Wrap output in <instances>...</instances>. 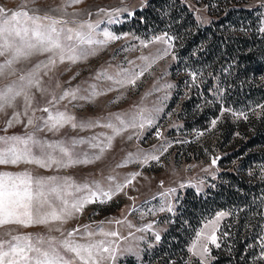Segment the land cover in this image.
<instances>
[{"label": "rangeland", "instance_id": "rangeland-1", "mask_svg": "<svg viewBox=\"0 0 264 264\" xmlns=\"http://www.w3.org/2000/svg\"><path fill=\"white\" fill-rule=\"evenodd\" d=\"M149 1L0 0V8L9 16L26 11L29 16L40 17L45 29L52 20L57 21L62 43L74 48L78 57L75 62L67 57L61 62L56 56L52 65L49 64L52 53L34 50L0 75V91L8 86L19 88L21 76L31 74L39 81L38 87L24 89L29 101L21 95L11 107L5 106L0 111V138L32 137L35 142L29 141L28 145L32 156L60 161L48 167L23 162L0 165V174L16 176L27 172L33 180L50 181L45 188L48 203L59 212L64 207L63 197L72 212L62 221L48 224L0 226V242H14L13 237L27 236L42 250L54 248L71 264L83 262L62 246L65 239L81 245L111 242L116 248L115 259H104L101 264H201L193 251L199 252L200 245L215 231L220 247L208 243L210 255L204 260V264H212L217 255L214 252L218 250L233 254L225 246L229 245L234 225L240 220L237 208L225 201L215 202L216 206L224 204L219 209H215L212 201L206 210L182 213L180 207L185 197L194 203L211 196L210 189L226 184L228 174L240 173L249 187L258 191V196L254 194L251 198L255 202L254 210L248 208L249 217L242 231L248 238L242 261L264 264V259L259 258L260 238L264 236V157L250 158L253 153L250 147L237 155L248 140L252 124L261 117L264 105L249 114L236 115L223 106L213 116V109L223 99L221 80L214 77L212 82L208 81L210 72L175 68L174 37L165 30L148 35L135 21L137 12ZM179 1L202 27L216 21L222 12L216 9L218 0ZM235 4L254 14L264 31V0H232L231 5ZM89 24L93 28L89 29ZM69 29L73 31L70 33ZM76 32L99 43L81 42ZM105 32L118 39L104 43ZM243 33V29L236 31L238 35ZM69 35L73 36L72 40L67 39ZM159 37L168 42L158 40ZM8 59L11 56H0V65ZM141 72L143 75H139ZM133 75L139 76L134 85L128 83ZM199 76L206 81L208 96L202 97L201 104L188 108L185 104L190 93L187 82L190 79L194 84ZM256 81L262 83L264 76L257 77ZM66 93L75 96H65ZM44 108L49 111L44 112ZM203 110L210 111L199 118ZM57 113L73 119L51 130L45 121ZM202 118L206 124L204 129L195 125ZM29 119L32 125H28ZM141 123L144 127L139 126ZM109 124L113 128L107 127ZM227 124L231 126L229 136ZM114 128L120 129L119 135ZM6 147L0 143V149ZM61 147L70 153L74 162H69ZM146 156L158 159L144 163ZM213 159L217 161L215 165ZM129 180L132 182L128 183ZM118 186L123 187L117 190ZM53 188L59 190V195L51 191ZM87 189L96 192V201L87 204L82 212L71 210L72 203L90 194ZM105 192L111 193L110 199L104 196ZM259 204L260 224L255 211V205ZM50 210L45 205L43 211ZM221 212L225 215L217 220ZM182 218L184 223L177 225ZM112 232L118 235L103 234ZM68 233L75 234L69 237ZM7 246L5 243V250Z\"/></svg>", "mask_w": 264, "mask_h": 264}, {"label": "trees", "instance_id": "trees-1", "mask_svg": "<svg viewBox=\"0 0 264 264\" xmlns=\"http://www.w3.org/2000/svg\"><path fill=\"white\" fill-rule=\"evenodd\" d=\"M218 1L216 9L222 10L220 17L205 27L196 24L192 14L179 0H150L145 8L137 12L135 21L148 35L165 30L174 37L176 69L210 72L208 81L212 82L214 77L221 80L223 99L213 109V116L223 106L237 114H249L256 107L264 105V81H256L257 77L264 76V31L261 30L259 21L253 17L254 14L249 13L247 9L237 4L232 6V0ZM241 29L244 33L236 34V31ZM248 79L255 81L247 82ZM187 83L190 93L185 104L192 108L204 101V97L208 96V88L201 76L196 83L193 84L190 79ZM209 111L203 110L201 115H198L199 118ZM191 112L197 113L196 110ZM195 125L206 128L204 118L198 120ZM230 128L227 124L228 136ZM247 135L248 140L237 155L244 154L245 149L250 147L253 150L250 158L264 157V150H260L264 147V111L252 124ZM226 179V184L218 185L216 190L210 189L211 196L199 198L194 203L188 202L189 198L185 197L180 208L182 213L192 209L206 210L209 209L208 202L211 201L215 209L224 207V204L216 206L215 202L225 201L229 206H235L240 220L234 225L235 232H232L228 240L229 245L225 246L233 254H227L225 249L218 250L214 252L217 255L212 264H244L242 259L245 256H242V252L248 244V238L242 231L249 217L248 208L254 210L255 202L251 198L254 194L257 197L258 191L250 188L240 173H230ZM260 204L255 205L259 224L262 220ZM181 221L184 223L182 218L180 222L177 221V225L180 226Z\"/></svg>", "mask_w": 264, "mask_h": 264}, {"label": "snow or ice", "instance_id": "snow-or-ice-1", "mask_svg": "<svg viewBox=\"0 0 264 264\" xmlns=\"http://www.w3.org/2000/svg\"><path fill=\"white\" fill-rule=\"evenodd\" d=\"M44 19H48L45 17ZM58 22L52 20L47 26V29L41 24L40 17L29 16L28 12L17 11L12 13L10 16L5 14V10L0 8V56L9 55L11 59L6 60L3 65H0V75L4 74L6 69L11 68L14 62H18L21 58H27L32 54L34 50H39L41 52L52 53L53 56L49 60V64L54 65L56 62L55 57L59 56L60 61L63 62L65 57L69 60L75 62L78 57L75 55V49L71 46H65L61 39L60 33L57 32L56 24ZM83 27V26H82ZM89 29L93 28L91 24L87 25ZM70 33L72 29L68 30ZM105 36L104 43L108 40H115L118 37L113 36L109 32L103 34ZM75 36L79 38L81 42L88 43H99L93 41L90 36H86L83 33L76 32ZM68 40H72L73 36H67ZM160 41L168 42L164 37L157 38ZM170 40V38H168ZM169 47L171 44L169 43ZM167 54V52H165ZM48 67V65H44ZM40 66H37L39 70ZM139 75H143L141 72ZM139 76L133 75L129 78L128 83L135 84L136 79ZM21 86L15 88L12 86L6 87L5 90L0 91V111L4 110L5 106L11 107L15 99L21 95H24L25 101H29V97L25 94L24 89L31 88L33 86L38 87L39 81L36 80L31 74L29 77L21 76L20 78ZM193 80H195V74H193ZM116 83H122V81H116ZM169 87H171L169 85ZM67 95H73L74 93H66ZM62 99L64 97H61ZM26 106H29L26 104ZM44 112H48V108L43 109ZM19 114H17L18 116ZM233 115H236L233 113ZM73 118L67 117L65 113H57L55 116L49 115L48 119L45 121V125L49 126L51 130H55L66 120H71ZM28 125H32V119L27 121ZM123 124V121H121ZM150 124L151 121H148ZM216 121L213 120L212 124L215 126ZM11 126V125H9ZM140 127H144L141 123ZM73 127H76L73 124ZM109 128H113V125H107ZM116 135L120 134V129H113ZM29 141H32V137L23 139L21 137H10V138H0V143L7 145L6 148L0 149V165H17L21 162L26 164H38L40 167H48L50 163H60V161L55 160L52 157L47 159H37L32 156L29 151L28 145ZM33 143L35 141H32ZM23 145V148L18 147ZM110 146V145H109ZM49 147H54L49 145ZM60 151L64 156L69 157V162H74L71 160L70 153L67 152L63 147ZM103 151V149H101ZM99 158V157H97ZM149 159H158L157 156H146L144 158V163H147ZM86 162V161H85ZM216 159L212 160V164H216ZM138 175V173H137ZM132 181L129 180L128 183ZM50 181H45L42 179L33 180L32 176L27 173H21L19 175L13 176L11 173L0 174V226L5 224H17L23 225L25 227H30L33 224H48L50 221H62L68 216H71L72 212L69 209L67 201L61 197V202L64 207L58 212L55 208L48 203L46 199V185ZM87 186H85L86 188ZM123 186H118L117 190H120ZM99 188V185H97ZM84 190V189H81ZM90 193L88 196L83 197L71 204V210L77 212H82L83 208L89 204L96 201V192L91 189H87ZM52 192H57L58 189H51ZM104 196L111 198V193L105 192ZM101 203L104 200L100 201ZM45 205L51 209L48 212L43 211ZM171 211V208L168 209ZM225 213L221 212L217 216V220L224 216ZM75 233H68L71 237ZM105 236H117L118 233H103ZM91 235V234H89ZM159 240V235L156 236ZM14 242H0V264H71L70 261L64 260L60 257L56 250L52 248L50 251L42 250L40 247L33 244L30 237L27 236H16L13 237ZM218 238L213 231L207 236L204 244L200 245V251H193V255H198L201 264H204L205 258L210 255L208 243L215 245L217 248L220 244L217 242ZM5 243H7V249L5 250ZM38 243H43V241H38ZM54 243V242H50ZM62 246L69 252L75 254L83 264H101L104 259H115L114 253L116 248L113 247L111 242L100 241L98 243H89L86 245L75 244L69 239L62 241ZM259 247L261 248L260 259H264V236L260 238ZM36 254L33 256L32 254ZM104 254H107L105 256Z\"/></svg>", "mask_w": 264, "mask_h": 264}]
</instances>
